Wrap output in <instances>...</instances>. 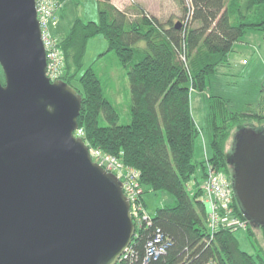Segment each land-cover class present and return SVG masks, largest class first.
<instances>
[{
  "label": "trees",
  "instance_id": "trees-1",
  "mask_svg": "<svg viewBox=\"0 0 264 264\" xmlns=\"http://www.w3.org/2000/svg\"><path fill=\"white\" fill-rule=\"evenodd\" d=\"M66 1L59 0L57 13ZM185 2L190 16L180 18L182 27L177 29L178 21L173 18L164 24L141 7L132 13L119 9L112 0H98V22L77 17L69 31L57 37L64 52L61 80L82 96L78 124L89 148L116 155L139 172L138 189L144 191L135 202L149 218L142 220L132 239L137 264H141L146 243L158 228L171 245L157 264H264L263 250L256 248L254 240L256 229L264 238V226H254L247 219L234 190L231 206L248 224L246 237L258 249L253 253L241 248L238 233H243L242 229L220 225L211 230L208 207L201 201L209 166L232 183L233 145L230 152L226 145L234 127L247 126L243 125L247 115L238 109L226 112L229 105L218 99L225 106L221 103V115L212 111L209 121L211 153L207 159L197 160L196 142L203 131L191 105L192 90L208 89L211 77L229 62L247 31H264V0ZM135 13L138 17L132 19ZM97 35L108 41L106 53L114 52L126 69L132 104L129 124L119 123L118 110L106 97L94 66L84 69L87 43ZM254 116L264 120L261 112ZM101 117L107 125L101 126ZM152 192L170 193L174 203L156 209L151 216L145 197Z\"/></svg>",
  "mask_w": 264,
  "mask_h": 264
},
{
  "label": "water",
  "instance_id": "water-1",
  "mask_svg": "<svg viewBox=\"0 0 264 264\" xmlns=\"http://www.w3.org/2000/svg\"><path fill=\"white\" fill-rule=\"evenodd\" d=\"M0 65V264H117L131 203L75 135L82 96L47 76L35 0H0ZM230 163L244 215L264 226V130L239 129Z\"/></svg>",
  "mask_w": 264,
  "mask_h": 264
},
{
  "label": "rangeland",
  "instance_id": "rangeland-1",
  "mask_svg": "<svg viewBox=\"0 0 264 264\" xmlns=\"http://www.w3.org/2000/svg\"><path fill=\"white\" fill-rule=\"evenodd\" d=\"M117 2L120 4L121 8H123L124 10H131L132 13V10H136V7H141L146 13H149L153 16H155L154 14H156L157 16H160L159 18H157L164 24H167L172 18L176 22L181 21L180 18L182 17L184 18L185 16H190V14L187 15V11H185V9L188 8V4L185 2V0H117ZM63 7L64 8L59 13H57V15H55L56 21L51 20V30H54V28H56L57 26L63 27V29L68 32V23L71 22L72 25L77 17L83 19L84 21L98 22L99 20L98 0H68L64 2ZM136 17H138V14L136 15L135 13L131 18L135 19ZM55 37L57 38V36ZM245 39L246 36L241 40L245 41ZM58 49L64 55L63 50L60 47ZM107 50L108 41L102 35H97L89 39L84 55V69L88 68L91 65L94 66V69L102 82L106 97H108V99L112 101V103L118 110V113L120 115L119 123L126 125L131 122L132 105L130 84L127 77V72L120 63L115 53H106ZM260 51L262 52V55L264 57V43L262 44ZM248 52H250L249 48L242 49L241 53L244 54V56H242L243 67H241V64H239L238 62L233 60L232 62L229 59L231 67H225L229 65V62L225 63L223 66H220L217 73L211 77L210 85L205 92L192 90L191 105L193 108V115L198 127H200L203 131L202 135L196 142L195 158L197 160H204L205 158L207 159V157L211 153L209 147L210 135L208 131V125L209 121L211 120L210 118L212 115V111L213 115L214 112H220V106L223 102L218 101V99H222L230 106H226V112L235 111L234 109L242 110L241 113L245 112L244 114L247 115V119L243 125H247L246 127H251L257 131L264 130V120L259 121L254 116V114H257L258 112H261V116H264V114H262L263 111H259V107L264 105V78H261V75L264 74V68H256L253 73L249 72V61L252 62L253 60L250 59V56L247 54ZM104 53H106V55L100 57L101 54ZM231 54H233L231 56L238 55L234 53ZM259 55V53L257 54L255 51H253L251 57H253V59L255 60ZM242 57L239 58L241 59ZM260 62H262V65L264 66V60H261ZM63 65H65L64 61ZM240 68L242 71L239 70ZM0 81L5 84V76L1 65ZM259 95L262 97H259ZM222 105L225 106L224 103ZM219 115H221V112L219 113ZM100 124L101 126H105L108 123L106 122L104 117H101ZM237 131L238 126L234 127L231 133V137L228 140V143L226 145L227 152L231 151L234 142V134ZM79 133L83 134V131L79 129ZM89 149L92 152L93 156H95V160L109 167V172L111 171V173L115 175L116 173H119L124 177H127L126 174L134 172V168L126 165L124 163V160L117 158L116 155L101 153L99 152V150L93 147H90ZM106 156L115 157L117 160L114 161L113 159ZM123 178L119 180L123 182ZM143 191V189L139 190L140 193H142ZM136 192H138V190L132 191V193ZM145 198L148 212L151 216L155 214L156 209L174 203V197L167 192H152L147 194ZM136 208H140L139 203H137ZM138 217L141 221L142 218L140 214ZM247 230L248 228L242 229L243 233H238V238L241 248L245 251H250L253 253L254 250L257 251L258 249L256 250L251 241H249V238L246 237ZM254 235L256 248L262 249L264 253V238L262 231L256 229Z\"/></svg>",
  "mask_w": 264,
  "mask_h": 264
},
{
  "label": "built area",
  "instance_id": "built-area-1",
  "mask_svg": "<svg viewBox=\"0 0 264 264\" xmlns=\"http://www.w3.org/2000/svg\"><path fill=\"white\" fill-rule=\"evenodd\" d=\"M37 15L40 22L42 30V39L44 41L47 57V76L54 82L61 80L64 73V55L59 51V42L57 38L53 35L50 22L55 18L57 11L61 8L59 0H35ZM77 137H81L79 129L75 132ZM91 152V151H90ZM100 152V151H99ZM102 153V152H101ZM92 158L100 166L105 168L109 172V167L105 166L103 163L95 160L91 152ZM95 155V154H94ZM114 161L117 159L115 157L106 156ZM111 172V171H110ZM118 179H122L119 173H116ZM127 177L123 178V191L128 197L131 203L130 211L133 217V222L135 227H142V220L147 219L148 214L145 212L143 206L140 204V208L137 209V203L135 202L137 196L142 193L138 189V177L139 172L134 169L133 173L126 174ZM138 190L136 193L132 191ZM233 194V186L228 178L223 175L219 170L214 169V167H208V178L203 185V194L201 196V201L208 207V226L211 230L215 231L220 225L226 226L228 228L235 229H246L248 227L247 222L240 220L233 211L231 206V196ZM141 215L142 220L138 217ZM136 217V219H135ZM139 225H138V223ZM150 223V222H148ZM167 240V239H166ZM162 231L158 228L156 229L153 237L146 243L145 254L141 260V264H157V261L161 255L165 253V250L171 245L170 242L166 241ZM139 257L137 255L136 249L131 245L127 250L121 255L117 264H137Z\"/></svg>",
  "mask_w": 264,
  "mask_h": 264
},
{
  "label": "crops",
  "instance_id": "crops-1",
  "mask_svg": "<svg viewBox=\"0 0 264 264\" xmlns=\"http://www.w3.org/2000/svg\"><path fill=\"white\" fill-rule=\"evenodd\" d=\"M112 3L116 6V7H118L119 9H121V10H124L123 8H121V6H120V4L117 2V0H112ZM59 13V12H58ZM57 15V14H56ZM156 17H160V16H157L156 14H154ZM52 21H56V18H54ZM68 26H69V29H70V26H71V22L70 23H68ZM51 31H53L52 33L55 35V36H57V37H59V36H61V35H63V34H65V33H67V31H65V29H63V27H57L56 26V28H54V30H51ZM246 39H245V41H243V40H241L240 42H238L236 45H235V51L233 52L234 54H238V55H236V56H231V55H233V54H231L230 55V60L232 61H236V62H238L239 64H241V67H243V63H242V59H243V57L242 56H244V54L243 53H241L242 52V49H250V52H248L247 54L250 56V59L251 60H253L252 62L251 61H249V65H250V68H249V72H251V73H253L254 72V70L256 69V68H264V66L262 65V62H260L261 60H264V57H263V55H262V52L260 51L261 50V47H262V44L264 43V31H259V30H255V29H249L248 31H247V33H246ZM244 36V37H245ZM242 44V45H241ZM238 45H241V46H238ZM257 50V51H256ZM253 51H255L257 54L259 53L260 55L258 56V58L257 59H253V57H251V54H252V52ZM239 53H241V54H239ZM239 57H242L241 59L239 58ZM260 57V58H259ZM232 61V62H233ZM252 63V64H251ZM254 65V66H253ZM231 67V64H230V62H229V65H227V66H225V67ZM248 66V65H247ZM253 66V67H252ZM240 71H242L241 70V68L239 69ZM254 75V74H253ZM255 76H257V75H255ZM262 77V79L264 78V74L263 75H261ZM259 77V76H258ZM257 77V78H258ZM246 94V93H245ZM259 97H262V96H260L259 95ZM262 104V103H261ZM260 104V105H261ZM238 108V107H237ZM263 111V113L262 114H264V105H262V106H260L259 107V111Z\"/></svg>",
  "mask_w": 264,
  "mask_h": 264
}]
</instances>
